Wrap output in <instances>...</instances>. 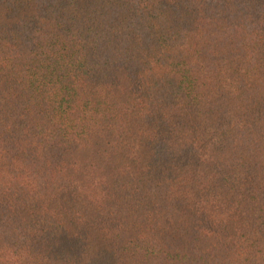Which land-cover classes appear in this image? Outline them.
Returning <instances> with one entry per match:
<instances>
[{
	"label": "trees",
	"instance_id": "trees-1",
	"mask_svg": "<svg viewBox=\"0 0 264 264\" xmlns=\"http://www.w3.org/2000/svg\"><path fill=\"white\" fill-rule=\"evenodd\" d=\"M0 264H264V0H0Z\"/></svg>",
	"mask_w": 264,
	"mask_h": 264
}]
</instances>
